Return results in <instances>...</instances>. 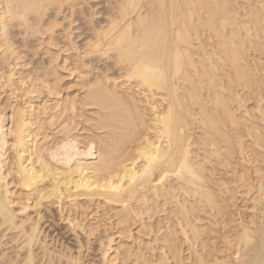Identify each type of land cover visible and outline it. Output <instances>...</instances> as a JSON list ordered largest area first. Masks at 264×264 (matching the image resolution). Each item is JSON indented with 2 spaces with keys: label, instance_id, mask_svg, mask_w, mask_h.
<instances>
[{
  "label": "bare ground",
  "instance_id": "6f19581e",
  "mask_svg": "<svg viewBox=\"0 0 264 264\" xmlns=\"http://www.w3.org/2000/svg\"><path fill=\"white\" fill-rule=\"evenodd\" d=\"M85 2L2 0V59H16L14 26L44 46L49 62L19 81L20 103L7 102L12 164L0 104V234L16 230L14 248L26 251L0 252V264H38L39 227L18 220L17 211L33 197L41 204L63 195L116 205L127 231L139 219L153 233L158 218L156 247H127L109 261L103 254L101 264L123 253L131 262L122 264H264V0H113L85 54L113 59L116 77L92 73L82 56L71 68L60 65L61 48L51 49L59 15ZM146 68L153 69L147 78ZM62 70L84 84L61 99ZM44 92L55 99L42 100ZM40 134L51 138L40 143ZM11 169L16 195L7 186ZM239 201L251 207L249 221ZM47 257L39 264H82L61 253Z\"/></svg>",
  "mask_w": 264,
  "mask_h": 264
},
{
  "label": "rangeland",
  "instance_id": "374dc122",
  "mask_svg": "<svg viewBox=\"0 0 264 264\" xmlns=\"http://www.w3.org/2000/svg\"><path fill=\"white\" fill-rule=\"evenodd\" d=\"M111 6H113V0H86V2L81 5L82 10H79V7L75 13L63 11L59 15L58 19L60 21V26L58 27L57 35L53 40L54 44L57 45L51 46V49L52 51H56L61 48L58 59L60 65L64 61H67L68 68H71L74 66L76 59L78 57V59H80L82 56L83 62L89 69H91L92 73L107 74L110 77H116L118 75L119 70L117 66L114 65L113 59H107L100 54H85L89 39L91 38L92 28L94 26L98 28L106 23V18L111 14ZM18 31L19 27L11 26L9 28V37L17 52L15 56L16 59L12 58L9 59L8 62H5L2 59L3 53L0 52V104L1 106H6V114L8 115L4 119V125L5 134L9 139V150L7 154L10 164H12L14 160L15 153L10 145L13 143L12 136L8 134L10 125L9 115L11 111V107L8 106V103H20L21 99L18 98L17 102L15 99L16 97L14 96L15 93L18 92L16 89L19 81L23 79L28 80L29 74L34 75L35 72L40 71L41 65L47 66L46 64L49 62V56L42 54L44 46H40L38 41L33 37L29 38V36ZM24 37H27L28 40L24 41ZM76 50H78V52ZM10 69L16 72V75L13 77V82L8 79L11 74ZM61 72L64 76L66 75L64 80L65 87L59 96L61 99L65 97L67 92H70L71 95H75L82 91L81 88L84 84L83 80L67 77L68 72L66 70H62ZM92 76L93 74L90 75L91 78ZM90 77H88V79ZM67 84L73 86L67 88L69 87ZM35 95H38V93ZM55 97L56 95L48 94L47 92L40 95L42 100H49L50 102L55 99ZM250 103H253V101ZM77 118L81 119L80 117ZM48 132L52 137L50 130H48ZM49 137L46 140H43L44 136L43 134H40L38 140L40 143L42 141L46 142L49 140ZM11 171V174L6 179L8 183L7 186L9 189V195H16L21 192V187L15 176L14 169H11ZM227 176H230V173ZM46 180H48V178H46ZM232 185H234V183ZM244 189L246 188L240 190ZM254 191H256V188ZM243 196H247L246 193H244ZM74 199V196L63 195V198L59 202L45 199L41 204H38V199L33 197L29 200L30 207L27 210L20 212L17 211V215L19 216L18 220H21L20 218H22V220L26 222V225L31 223L36 224L39 227L40 237H42L39 239L40 243H37L33 247L35 252L34 255L38 264L40 262L42 263L44 258V260H46V258H48L47 254L51 253L54 256L61 253L67 256H72L75 259L78 257L82 264H101V261L103 260L102 258L104 257L102 256L103 254L106 255L105 257L109 261L112 257L115 258L116 252L119 251L122 253L127 247L132 248L136 253L140 252L141 249L143 251L151 250L148 248L153 245L156 247L157 242H154L153 239L156 234L160 235L156 228L157 217L154 219L155 224L153 233H149L150 230L145 227V225L144 228L142 221L139 219L136 222L131 223V228L127 231L123 225L121 226V224H117L118 216L114 213L119 211L120 208L118 207V209L116 205H110L102 198H96L92 201L89 197L78 196L75 200ZM250 202L251 201H248L247 204L250 205ZM238 203L240 204L239 210L241 211L239 215L243 216L246 221H249L251 219L249 215L252 212L250 210L251 207L246 208L242 206L244 202L241 201ZM17 208H19V205ZM257 213L258 212L256 211V222L258 221ZM161 215H163V213ZM146 220L148 221V219ZM15 232L16 230L5 231L4 233H7L8 235L2 238L0 234V252L4 251L7 255L10 254L11 257H15L19 250V248L17 250L14 248L16 242H12L15 240V235H13ZM213 241L215 240H212V242ZM109 243L111 245L110 247ZM116 247H118L117 251L115 250ZM105 249L107 251H105ZM158 251L159 249H155L154 253L158 255ZM189 252L190 251L186 249L183 255L187 257ZM19 254L25 256V249L21 251L19 250ZM123 254L116 257L114 261L115 264H122L121 261L123 260L131 262L130 259L126 260V254H124L125 256ZM217 254L220 257V251ZM44 255L46 256L44 257ZM123 256L125 258L122 260L121 258H123ZM41 258L42 261L40 260ZM229 259H232V256L228 259L225 258L224 260Z\"/></svg>",
  "mask_w": 264,
  "mask_h": 264
},
{
  "label": "snow or ice",
  "instance_id": "6c2138e0",
  "mask_svg": "<svg viewBox=\"0 0 264 264\" xmlns=\"http://www.w3.org/2000/svg\"><path fill=\"white\" fill-rule=\"evenodd\" d=\"M136 5H131L130 7H135ZM4 5L2 3V0H0V8H3ZM7 8L9 10V14H12V9L15 8V5H13L12 3H8ZM20 19H23V17H20ZM153 71V69L151 68H146L145 69V78H147V74L151 73Z\"/></svg>",
  "mask_w": 264,
  "mask_h": 264
}]
</instances>
